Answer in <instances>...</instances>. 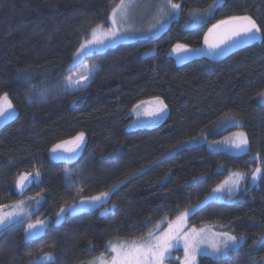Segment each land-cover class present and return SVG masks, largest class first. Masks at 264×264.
I'll return each mask as SVG.
<instances>
[{
	"label": "trees",
	"instance_id": "trees-1",
	"mask_svg": "<svg viewBox=\"0 0 264 264\" xmlns=\"http://www.w3.org/2000/svg\"><path fill=\"white\" fill-rule=\"evenodd\" d=\"M173 2L181 5L179 15L159 36L86 56L83 61L98 65V74L87 91L67 95L58 89L77 70L65 71L73 52L85 33L107 21L119 0H0V94L9 93L19 117L0 125V205L41 198L31 221H50L46 234L31 245L24 240L27 222L3 234L0 264H28L42 252H54L58 264H88L105 252L109 240L136 239L163 217L174 219L201 201V209L188 218L190 227L209 225L247 237L227 264L264 257V248L251 251L264 234V182L241 191L235 202L205 201L230 172L247 174V186L250 173L264 168L261 160L250 159L256 153L264 158V103L258 95L264 91V41L218 59L202 53L208 28L220 19L251 15L264 27V0H220L199 25L191 24V13L207 9L213 0ZM176 44L190 50L179 53L181 63L169 54ZM33 85L35 92L48 90L47 103H26L35 96ZM155 96L168 104L167 116L154 127L130 130L133 105ZM229 115L243 127H225ZM240 130L248 134L247 154L209 147ZM79 131L87 140L81 155L68 162L52 159V144ZM191 140L200 142L176 151ZM36 168L41 182L21 194L16 177ZM66 168L77 173L72 179L84 189L82 195H98L124 181L107 205L117 206L114 214L101 216L103 209L93 210L56 224L59 209L79 199L76 189L67 186ZM196 177H206V182ZM197 264L214 261L200 256Z\"/></svg>",
	"mask_w": 264,
	"mask_h": 264
},
{
	"label": "snow or ice",
	"instance_id": "snow-or-ice-1",
	"mask_svg": "<svg viewBox=\"0 0 264 264\" xmlns=\"http://www.w3.org/2000/svg\"><path fill=\"white\" fill-rule=\"evenodd\" d=\"M220 0H213V3L207 9L202 10V14L196 17L197 25L206 23L209 16L219 6ZM135 6V0H119V3L111 7V11L107 20L111 22L108 29L104 30V22L96 24L90 29V32L85 33L79 46L73 52L71 63L68 64L66 72H75L76 69H81V74L78 78L73 79L72 75H68L63 79V82L58 89L62 94L73 95L77 92H85L91 87L95 75L98 74V65L89 67L83 64L85 56L97 55L109 43H115L116 40L122 38L126 33L123 29V24L126 23L129 10ZM181 5L174 3L173 0H163L159 5L158 11L162 16H167V19H158L154 27L159 30L165 23L174 18L178 14ZM211 38V39H210ZM264 41V27L257 23L251 15H231L225 19L218 20L210 28L204 37V43L210 52L215 53L217 50H224L228 47L246 44L252 41ZM172 51L187 53L189 50L185 44H176ZM199 51V49L195 50ZM144 55H148L145 53ZM28 76L24 74V78ZM36 86L33 85L35 92ZM260 100L264 102V91L259 94ZM49 92L47 89L35 92V96H28L26 103L32 105L34 103L45 104L48 102ZM77 101H73L75 104ZM144 108L143 113L140 112ZM133 112L138 118L143 115L151 118L154 122L162 121L168 114V104L160 96L153 97L150 101H140L133 105ZM17 109L12 100L9 98L8 92L0 94V122L18 119ZM139 119L134 121V124L139 123ZM225 127L242 128L241 122L234 116H230L225 120ZM235 139H225V141H212L211 146L215 149L221 143L227 144L229 147L247 154L250 151V141L248 134L245 131H237L233 133ZM198 141H186L180 144L176 151H183L190 146L198 145ZM87 146L86 133L79 131L70 139H63L52 144L49 149L52 159L57 161H72L79 157ZM171 155V154H169ZM253 161L261 160L264 163V158L260 153L250 157ZM77 173L70 169L64 170L65 181L69 189H76L78 201L72 204H66L59 209L55 214L56 224H60L65 217H74L84 212L103 209L101 216L114 214L117 207L115 204L111 208L107 207L110 203L111 196L119 190L124 181L112 185L108 191L100 192L98 195H82L84 189L76 187V181L72 179ZM42 173L39 168L35 171L22 172L15 180V186L22 194L24 190L32 184L41 182ZM249 176L241 172H230L228 177L218 183L205 197L207 200L227 199L229 202H235V198L241 192H247L249 187H254L257 181L264 182V168L258 166L250 173L251 184H247ZM197 182H206V177L194 178ZM37 195H40L39 193ZM29 202L34 201L36 205L40 203L35 197H29ZM204 201L193 206L190 209H185L169 220L168 217H163L156 223L154 228L150 229L146 234L133 239L124 241L120 239L109 240L106 244L105 252H101L99 256L90 261V264H166L168 260L173 259L172 251L174 249L183 248V260L180 264H197V258L200 256L210 257L214 264H227L233 253L238 252L247 244V237L240 235L239 237L231 231H215L212 226L205 225L200 228L186 227L187 220L190 216L195 215L202 207ZM26 202L21 199L15 201L12 205H0V237L3 234L11 231L16 226H22L27 222V227L24 228V240L26 245H31L37 238H42L46 234L49 226L43 219L31 221L33 213L28 211ZM7 209V210H5ZM167 222V227L160 231L161 224ZM148 223H151L149 220ZM52 247L55 246L53 243ZM264 248V234L253 242L251 251H258ZM31 255V252L28 253ZM251 255V252L248 253ZM28 264H58L54 252H42L39 256L28 261ZM248 264H264V257L260 261L249 260Z\"/></svg>",
	"mask_w": 264,
	"mask_h": 264
},
{
	"label": "rangeland",
	"instance_id": "rangeland-1",
	"mask_svg": "<svg viewBox=\"0 0 264 264\" xmlns=\"http://www.w3.org/2000/svg\"><path fill=\"white\" fill-rule=\"evenodd\" d=\"M161 3H163V0H135V6L129 10V14H128V18L126 20V23H124L122 26L126 34L122 38L116 40L115 43H109L108 46L103 48L100 52H103V51L107 50L108 48L114 47L117 44L134 41V40H137L138 38H152V37L159 36L168 27L169 23L179 15V12H180V10H179L178 14L175 15L173 19H171L170 21L165 23L163 25V27H160L159 30H157V28L154 27V25H156V23H157V20L158 19H167V16H162L158 11L159 5ZM201 14H202V11H195V12L191 13V24L197 25V23L195 22L196 17L201 15ZM211 16H209L208 19ZM110 24H111V22L108 20L106 22H104V30L105 31L108 29ZM172 49H171L169 54L175 59L176 63H181L180 54L172 51ZM83 64L88 65V63H85L84 61H83ZM89 67H91V66H89ZM80 74H81V69H77L76 72L74 73L73 79L78 78V76ZM150 100L151 99L145 100V101H150ZM143 111H144V108L142 107L140 109V112L143 113ZM131 115L133 117V120H132V123L129 125L130 130L140 129V128H151V127H154V126L160 124L164 120L163 119L162 121L154 122L151 118L145 117L143 115H141L138 118L137 114L133 111H132ZM138 119L140 122L137 124H134L133 122L137 121ZM2 123L3 122H0V125ZM225 139L226 138L221 140V142L225 141ZM227 139H235V137H233V134H232L229 137H227ZM196 141H198V140H196ZM198 142H200V141H198ZM204 142H205V140H204ZM209 147L213 148L211 146V143H209ZM215 149L228 151V152L234 153L236 155L242 153V152H238L237 150L229 147L227 144H224V143H221L220 146L218 148H215ZM51 157H52V155H51ZM17 191H19V190L17 189ZM225 199H221V200H225ZM37 200H40V203H41V198H38ZM40 203L38 205H36L34 201H32V202L26 201V205H29L27 210L31 211L33 214H35L39 210ZM5 210H7V209H5ZM39 219H41V218H39ZM43 220H45L47 223L50 222L49 219H43ZM32 222H35V221H32ZM166 227H167V222L161 224L160 231H163V229ZM186 227L191 228L188 225V222L186 223ZM180 251H181V254L179 253ZM105 255L108 256L109 253L106 252ZM172 257H173V259L168 260L166 262V264H173V263L180 264V262L183 260V248L180 247V248L174 249L172 251ZM88 264H90V263H88Z\"/></svg>",
	"mask_w": 264,
	"mask_h": 264
},
{
	"label": "water",
	"instance_id": "water-1",
	"mask_svg": "<svg viewBox=\"0 0 264 264\" xmlns=\"http://www.w3.org/2000/svg\"><path fill=\"white\" fill-rule=\"evenodd\" d=\"M252 42H254V41H252ZM252 42H249V43H246V44L234 45V46L228 47V48H226L224 50H217L215 53L210 52V50L207 48V46L204 43V45L202 47V53L205 56H209V57H212L214 59H218V58L222 57L223 55H225L226 53L232 51L234 48H237V47H240V46H244L245 47V46H248L249 44H251Z\"/></svg>",
	"mask_w": 264,
	"mask_h": 264
},
{
	"label": "bare ground",
	"instance_id": "bare-ground-1",
	"mask_svg": "<svg viewBox=\"0 0 264 264\" xmlns=\"http://www.w3.org/2000/svg\"><path fill=\"white\" fill-rule=\"evenodd\" d=\"M203 45H204V42H203ZM242 47H244V46H240V47L234 48L233 50H237V49L242 48ZM32 171L34 172L35 170H32Z\"/></svg>",
	"mask_w": 264,
	"mask_h": 264
}]
</instances>
